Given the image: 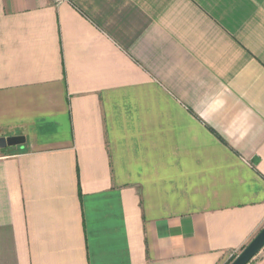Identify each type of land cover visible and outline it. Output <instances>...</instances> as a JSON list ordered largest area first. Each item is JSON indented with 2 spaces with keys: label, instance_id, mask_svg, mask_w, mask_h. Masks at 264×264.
I'll use <instances>...</instances> for the list:
<instances>
[{
  "label": "crops",
  "instance_id": "0c3cea01",
  "mask_svg": "<svg viewBox=\"0 0 264 264\" xmlns=\"http://www.w3.org/2000/svg\"><path fill=\"white\" fill-rule=\"evenodd\" d=\"M11 136L0 264H231L264 227V0H0Z\"/></svg>",
  "mask_w": 264,
  "mask_h": 264
},
{
  "label": "water",
  "instance_id": "95a60500",
  "mask_svg": "<svg viewBox=\"0 0 264 264\" xmlns=\"http://www.w3.org/2000/svg\"><path fill=\"white\" fill-rule=\"evenodd\" d=\"M25 138L23 136L0 137V146H16L23 144ZM264 247V227L253 238V240L236 256L231 264H249V262L258 254Z\"/></svg>",
  "mask_w": 264,
  "mask_h": 264
},
{
  "label": "built area",
  "instance_id": "2783aa9c",
  "mask_svg": "<svg viewBox=\"0 0 264 264\" xmlns=\"http://www.w3.org/2000/svg\"><path fill=\"white\" fill-rule=\"evenodd\" d=\"M65 0H53V2L56 4V5H59L61 3H63ZM8 157L7 155L4 154V148H2L0 146V159H4Z\"/></svg>",
  "mask_w": 264,
  "mask_h": 264
},
{
  "label": "trees",
  "instance_id": "16d2710c",
  "mask_svg": "<svg viewBox=\"0 0 264 264\" xmlns=\"http://www.w3.org/2000/svg\"><path fill=\"white\" fill-rule=\"evenodd\" d=\"M236 257H234L233 259H235Z\"/></svg>",
  "mask_w": 264,
  "mask_h": 264
}]
</instances>
